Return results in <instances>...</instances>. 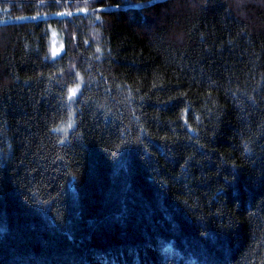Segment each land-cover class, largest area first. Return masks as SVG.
Masks as SVG:
<instances>
[{
  "label": "trees",
  "instance_id": "obj_1",
  "mask_svg": "<svg viewBox=\"0 0 264 264\" xmlns=\"http://www.w3.org/2000/svg\"><path fill=\"white\" fill-rule=\"evenodd\" d=\"M0 264H264V0H0Z\"/></svg>",
  "mask_w": 264,
  "mask_h": 264
},
{
  "label": "rangeland",
  "instance_id": "obj_2",
  "mask_svg": "<svg viewBox=\"0 0 264 264\" xmlns=\"http://www.w3.org/2000/svg\"><path fill=\"white\" fill-rule=\"evenodd\" d=\"M49 48H50V54L52 58H56L60 55V53L63 51V42L61 38L59 37L58 33L55 30H51L50 32V43H49ZM81 87V80L76 81L69 89V99L72 102L75 97L78 95L79 90ZM75 91V95H73V90ZM71 122L68 121L66 124H64L63 129L66 130L70 127Z\"/></svg>",
  "mask_w": 264,
  "mask_h": 264
},
{
  "label": "snow or ice",
  "instance_id": "obj_3",
  "mask_svg": "<svg viewBox=\"0 0 264 264\" xmlns=\"http://www.w3.org/2000/svg\"><path fill=\"white\" fill-rule=\"evenodd\" d=\"M75 91H76V90L74 89V90H73V93H72L73 95H75Z\"/></svg>",
  "mask_w": 264,
  "mask_h": 264
}]
</instances>
